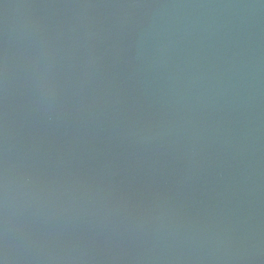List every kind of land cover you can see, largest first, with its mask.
Returning <instances> with one entry per match:
<instances>
[{"label": "water", "instance_id": "95a60500", "mask_svg": "<svg viewBox=\"0 0 264 264\" xmlns=\"http://www.w3.org/2000/svg\"><path fill=\"white\" fill-rule=\"evenodd\" d=\"M3 264H264V0H0Z\"/></svg>", "mask_w": 264, "mask_h": 264}, {"label": "clouds", "instance_id": "9594fccd", "mask_svg": "<svg viewBox=\"0 0 264 264\" xmlns=\"http://www.w3.org/2000/svg\"><path fill=\"white\" fill-rule=\"evenodd\" d=\"M0 264H3V261H0Z\"/></svg>", "mask_w": 264, "mask_h": 264}]
</instances>
